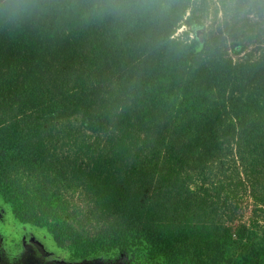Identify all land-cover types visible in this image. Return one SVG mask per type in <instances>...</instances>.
I'll list each match as a JSON object with an SVG mask.
<instances>
[{
  "label": "trees",
  "instance_id": "1",
  "mask_svg": "<svg viewBox=\"0 0 264 264\" xmlns=\"http://www.w3.org/2000/svg\"><path fill=\"white\" fill-rule=\"evenodd\" d=\"M0 197L68 261L264 264V0H0Z\"/></svg>",
  "mask_w": 264,
  "mask_h": 264
},
{
  "label": "rangeland",
  "instance_id": "2",
  "mask_svg": "<svg viewBox=\"0 0 264 264\" xmlns=\"http://www.w3.org/2000/svg\"><path fill=\"white\" fill-rule=\"evenodd\" d=\"M223 16L222 12H218L216 19L210 17L209 21L206 25L210 26L214 23H218ZM183 27H180L177 32L180 33L183 30ZM76 198V196H74ZM232 202H238L239 209L237 211L236 221L238 220H248L251 216V211L253 212L254 208V201L251 197L248 196L247 193L241 192L239 196L231 198ZM76 202V201H74ZM79 206L84 210L86 208L85 203L79 201ZM84 207V208H83ZM83 212V211H82ZM264 222V221H262ZM89 223V222H87ZM21 246H26L27 252L32 250V252H36L39 254L38 250L45 252L47 255L48 260H60L54 262L55 264L62 263L61 259L52 257L54 254L58 256L67 255V253L57 247L56 243L54 242L53 238L51 237L50 233L48 232L46 227L32 225L30 223H24L19 221L15 218L10 205L5 202L0 197V251L2 250L6 256L10 258H14L19 254V250ZM25 248V250H26ZM26 254V253H25ZM38 257V255H37ZM29 259L25 261L28 262ZM12 262H8L11 264ZM33 264V263H32ZM66 264V263H62ZM67 264H121L119 260H115L112 262L101 260L99 258H89L85 260H78V261H69Z\"/></svg>",
  "mask_w": 264,
  "mask_h": 264
},
{
  "label": "flooded vegetation",
  "instance_id": "3",
  "mask_svg": "<svg viewBox=\"0 0 264 264\" xmlns=\"http://www.w3.org/2000/svg\"><path fill=\"white\" fill-rule=\"evenodd\" d=\"M26 246H21L20 250H19V254L17 256H14V258H10L9 256H6L5 253L2 252V250L0 251V264H8V262H12L11 264H55L54 262L56 261H60V260H48L47 259V255L45 252H42L40 250H38L39 254H36V252H32V250H30L29 252H27V248L25 250ZM26 253V254H25ZM38 255V257H37ZM25 256H26V260L25 261ZM50 256V255H49ZM127 255L126 253H119L118 255H113L111 257H97L101 260H106L109 262L115 261V260H119L121 264H143L140 260L134 262L131 258L132 256ZM52 257L54 258H59L61 259L62 263H69L68 260H66L65 256H58L57 254H54ZM89 259V258H88ZM93 259V258H91ZM85 260V259H83ZM71 262V261H70ZM60 263V264H62ZM156 264V263H155Z\"/></svg>",
  "mask_w": 264,
  "mask_h": 264
},
{
  "label": "water",
  "instance_id": "4",
  "mask_svg": "<svg viewBox=\"0 0 264 264\" xmlns=\"http://www.w3.org/2000/svg\"><path fill=\"white\" fill-rule=\"evenodd\" d=\"M67 264V263H66Z\"/></svg>",
  "mask_w": 264,
  "mask_h": 264
}]
</instances>
